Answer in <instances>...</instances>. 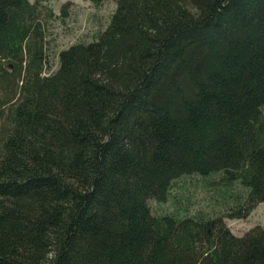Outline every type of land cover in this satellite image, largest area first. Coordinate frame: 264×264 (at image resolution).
<instances>
[{
  "label": "trees",
  "instance_id": "obj_1",
  "mask_svg": "<svg viewBox=\"0 0 264 264\" xmlns=\"http://www.w3.org/2000/svg\"><path fill=\"white\" fill-rule=\"evenodd\" d=\"M48 2L0 0V264H264V0H116L52 73Z\"/></svg>",
  "mask_w": 264,
  "mask_h": 264
},
{
  "label": "rangeland",
  "instance_id": "obj_2",
  "mask_svg": "<svg viewBox=\"0 0 264 264\" xmlns=\"http://www.w3.org/2000/svg\"><path fill=\"white\" fill-rule=\"evenodd\" d=\"M66 3L69 4L70 13L66 22L54 20L49 23L48 54L53 68L47 69L46 73H52L58 69L59 51L76 43H89L97 40L99 33L108 27L117 7L116 0H105L100 6H95L90 0H49L48 5L53 8L55 14H60L62 6ZM216 200L217 191L206 187L198 176H191L177 181L166 202L159 203L150 200L149 206L155 214L175 212L183 206L191 215L198 212L215 214L217 213ZM179 215L186 214L179 210ZM226 224L231 232L239 237L256 226L264 228V203L259 204L248 218L226 219Z\"/></svg>",
  "mask_w": 264,
  "mask_h": 264
}]
</instances>
